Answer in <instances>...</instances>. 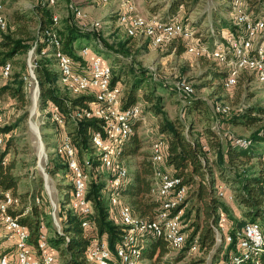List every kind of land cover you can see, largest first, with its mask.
Wrapping results in <instances>:
<instances>
[{
	"label": "trees",
	"instance_id": "obj_1",
	"mask_svg": "<svg viewBox=\"0 0 264 264\" xmlns=\"http://www.w3.org/2000/svg\"><path fill=\"white\" fill-rule=\"evenodd\" d=\"M68 1V0H66ZM198 0H169L167 7L162 13L160 18L162 21H167L176 14L179 7H183L185 13L191 11V7L197 3ZM246 11L251 14L255 19L264 20V0H245ZM166 6V5H165ZM158 8H154L151 11H156ZM39 16V34L52 27L51 14L48 10L41 7V2L37 0L35 7ZM222 12H230L231 8L224 4L222 8L214 9V18L211 19L210 26L207 27V33L195 32L194 37L200 39L201 44L206 45L208 50H212L216 42L221 40L220 32L225 30V33L233 35L240 34L239 27L235 25L234 14L228 19L221 16ZM37 15V14H36ZM186 15V14H185ZM184 15V16H185ZM14 22L18 23L21 16L13 14ZM182 21V20H181ZM192 24V29L198 25V19L188 20ZM183 17V24L188 22ZM188 24V23H187ZM63 28L58 29V39H60V46L62 53L69 56L79 72L85 69L86 61L79 56L77 50L78 45H92L94 50L98 53H106L112 55V51L108 46H104L97 40V37L87 30L76 27L73 24L65 22ZM17 34L18 38H13L7 34L9 26L7 22L6 30L0 36V67L7 61L13 59L17 54H22L30 48L29 38L23 31L19 30ZM238 30V32H237ZM230 31V32H229ZM128 43L130 42L129 37ZM135 38V37H134ZM37 41L35 53L38 55L40 50L47 46L43 42V36ZM75 42L78 45L75 46ZM178 53L185 52V48L181 41ZM168 44V45H171ZM166 45V46H168ZM181 45V46H180ZM32 46V45H31ZM42 48V49H41ZM49 52V49L46 51ZM139 53V52H135ZM200 72H199V84L195 85L196 88L209 89L211 94L222 97L226 92L241 87L245 89L249 87L252 80L255 79L252 73L244 70L236 79V84L230 90H226L224 86V80L228 74L222 64L208 57L201 56ZM47 57H39L34 61L35 68L33 70L34 76L39 86V101L41 106L46 102L54 104L59 115L63 118L64 125L62 127H68V124L73 126V133L67 136L71 139V143L76 151L77 159L80 160V156L83 152H90L89 139L94 132H102L101 121L95 118L78 119L75 122L70 120L69 114L76 109L85 108L89 103H94L95 98L93 95L84 94L77 97H66L58 92L55 88L57 83L58 74L57 70L51 69L54 66L51 59ZM50 61V62H49ZM112 70V85L118 81H124L123 78L128 77L124 85V93L121 97V107L123 109L134 105L139 100H143L147 105L141 112V117H144V113H150L154 115L156 119V129L158 132L159 140L165 142V162L161 165L162 169L172 173L174 177L180 179L181 185L187 188V196L182 207L184 213L182 216L183 231L187 234V240L185 247L177 252L179 254L178 261L185 256L186 250L193 238L197 237L198 248L197 251L182 264H206L207 256H210L211 250L214 246V232L213 226H216L219 217L225 215L227 218V225L230 227V222L233 220L228 213V204L222 200L216 198L214 194V186L216 181L219 180L225 184L233 195V203L242 211V221H237L235 228L241 227L244 223H254L260 221L263 226L264 232V176L263 171L259 170L252 161L259 158L262 154L259 149L264 144V110L258 108V106L242 105L233 114L229 112L226 121L223 123L228 128L241 127L251 128L256 127L247 137H240L230 133L225 142L224 150L221 149V136L215 130L211 123H208V118L204 115L203 111L199 109V105L203 106L204 101L198 95L194 94V87L188 82L193 93L185 94L179 91L176 86L170 85L168 82L161 81V79H155L147 77L145 71L131 70L129 75L125 67L118 61H113ZM82 70V71H81ZM26 74V68H25ZM25 74L11 73L9 75V81L0 86V96L6 94L12 99H16L18 102L25 103L24 82L22 77ZM253 78V79H252ZM122 79V80H121ZM151 80V84H147V81ZM201 81H208L207 84ZM146 82V84H144ZM240 89V88H239ZM161 92H171L172 94H182L183 99L186 102V106L181 104V109L184 115L190 119H195L194 124L185 123L182 121L181 116L177 115L173 118H168L163 112L164 108L161 106L163 100L161 96H158ZM236 92V91H235ZM234 92V93H235ZM253 94V93H251ZM237 96V92H236ZM251 96V95H250ZM226 97V96H225ZM153 101L156 104L153 106ZM176 101V100H175ZM138 121L134 125V130L140 125ZM219 124L221 121L218 122ZM218 124V126H219ZM194 125V126H193ZM56 129L59 127L53 124ZM62 127L60 128L62 131ZM220 129V128H219ZM10 130V127H4L0 129V133H6ZM59 135V134H58ZM139 136L137 133L132 132L127 137L123 150L120 153V157L125 164V157L128 159L140 158L135 162V169L128 172L129 178L121 185L118 192L125 198L126 203L129 204L134 214L139 217L151 218L159 206V202L154 200L150 195L151 178L153 173V165L148 159V153L139 152L141 144L137 139ZM244 139L245 144L240 145L235 141L237 139ZM199 139L204 140V144L199 145ZM9 139L5 142L4 147L0 151V200L3 197L4 192H11V194L17 197L20 201L21 207L14 212V215H18L19 222L24 225L30 234V242L33 245L37 244L40 233H44L46 236V243L49 248L58 257L62 258L61 264H87L85 260V254L87 248L91 245L92 238L94 236L102 237L106 240L110 251H114L117 243L123 235L122 226L110 219L111 209L107 203L106 197L109 192L106 186V181L109 179V174L106 172L98 171L91 173V178L87 186L86 199L91 202L93 212L88 217L92 229H86L81 227V221L83 216L78 212H73L68 209L67 212H61V218L59 222L60 233H56L54 227L53 232L46 233V226L44 227V218H46L44 207H49V201L45 203L40 201V204H35L34 199L39 197L38 193H33L28 197L31 199L30 204L23 205L21 197L25 198L28 194H17L18 178L11 172L13 165L8 163V159L5 164L2 161L7 158V150L9 148ZM57 142V139H56ZM56 145V144H55ZM205 145L206 149L202 150L201 146ZM206 155L215 156L210 158L208 162ZM56 160L50 163L49 171L57 173V171L65 172V165L63 159L57 156ZM92 160L93 169L98 164L96 161V155L92 152L88 155ZM263 156V155H262ZM262 156H261V169H262ZM131 167V165L129 166ZM67 188L71 190V184H68ZM70 192V191H69ZM69 197V196H68ZM41 199V198H40ZM69 202V199H68ZM66 203V206L68 204ZM65 203V202H64ZM27 211L25 212V210ZM63 214V215H62ZM47 224V227L51 229V222ZM43 225V230H40V226ZM53 226V225H52ZM234 229V228H233ZM231 235L233 231L231 230ZM264 235V233H263ZM141 248V257L152 258L156 252L157 255L162 256L167 250L166 243L159 238H155L148 235L143 242ZM223 251L221 253L220 261H227L231 254L237 251L236 241L232 239L229 244L222 245ZM217 252L220 249L217 248ZM210 260L212 261L211 257ZM260 264H264V254L261 256Z\"/></svg>",
	"mask_w": 264,
	"mask_h": 264
},
{
	"label": "rangeland",
	"instance_id": "obj_2",
	"mask_svg": "<svg viewBox=\"0 0 264 264\" xmlns=\"http://www.w3.org/2000/svg\"><path fill=\"white\" fill-rule=\"evenodd\" d=\"M39 1L41 2V7L50 12L51 17L55 16L57 18V21L53 23L54 34H56L55 36H58L57 27L63 28L62 24L68 21V23L73 24L78 28L92 32L97 37L99 43H101L105 47L108 46L109 48H111L110 50L113 52L112 56L115 57V61L120 62V64L125 67L128 75L131 70L138 69L140 71L144 70L146 76L150 77V79H161V81L168 82L172 86H177V84L180 82H188L191 86L194 87V94H198L203 99L204 104L203 106L199 105V109L202 110L204 115L208 118L207 122L211 123V126H213L221 136V140L224 144L226 142L227 136L230 133L240 137H247L256 128L254 126L251 128H247V130L241 127L232 129L222 127L223 129H221V127L218 126V122L226 121L227 117H229L230 115L225 117L215 113V108L217 105L226 106L231 114L242 107V105L258 106V108L264 110V88L262 87L264 86V84L257 81L255 75L251 71L248 72L252 73L255 79L252 78L253 80L249 87H246L245 89L239 87L240 89H233L229 92H226L224 96L217 97L214 94H211L209 89H204L203 87L201 89H198L195 87V85H198L200 83L198 78L201 59L199 57H208L207 54L193 55L186 52H182L180 55L175 53L170 54L166 46L150 45L149 40L142 36L132 38L128 43V39L125 35V27L118 21L119 16L126 13L128 8L127 6H132L135 10L134 12L141 16L143 15V17L149 18L147 17L148 15H145V13L150 7L151 10L157 7L163 8L169 0H107L106 3H101L97 0H89L90 2L86 1L87 5H78V3H76V0H56V3L53 6L49 7L47 6L46 0ZM0 3L3 6L2 14L8 22L9 26V31H7V34L11 35L13 38H18L20 37V35H18L17 32L18 28H20L19 30L23 31L28 36V41L30 44V48L26 52L17 54L13 57L12 60H10L9 63L12 64L10 74L20 72L21 74H25V68L27 74L29 70L28 63L31 64L32 61H36V59L38 60L39 57H45L40 54L36 55L34 50L32 51V54L29 53L32 50L33 45H37V43H35L37 42L36 40H38L39 38L41 39V36H43V41L45 40L44 35L39 34L38 21L40 15L35 10L37 0H0ZM224 4L228 5L229 8H231L226 0H198L197 3L191 7V11L185 13L183 11V8L179 7V10L176 14H178V17L182 20V22L183 17L186 18L187 21L195 19H198V23L202 21L205 24L203 25L205 26L204 28H206L203 32L204 34L207 33L208 24L211 22V19L214 18V9L222 8ZM242 4L244 5L243 11L250 14L246 11L245 0H242ZM85 6H87L88 8H84L85 10L83 11L82 8ZM114 6L120 9L113 13ZM74 10L79 11L80 16H75ZM231 11L235 15L234 9L231 8ZM163 12L164 10L160 13V17H162ZM232 13L226 12L223 17L228 19L230 16H233ZM13 14L21 16L18 23L14 22ZM74 17H79L80 19H75ZM108 20H113L111 23L115 21L113 23V28L109 27L112 25L107 24V22H109ZM95 22H98L99 26L95 27L94 29L92 24ZM187 23V25H190L192 27V24L189 23V21ZM195 32L196 30L192 29L193 35ZM224 35L225 32L221 31L220 38L223 39ZM261 39H264V35L261 36ZM258 40L259 36L252 39V44L254 47H259ZM221 41L224 42V40H220L216 43H220ZM45 43L46 42L44 41V44ZM179 44L180 42H176L175 46L179 48ZM198 44L206 48L208 52L210 51L208 50L206 45L201 44L200 39ZM89 46L90 48L82 47V49L87 48L88 50L91 49L93 51L94 47L92 45ZM215 47L216 45H214L213 48ZM137 50L140 52L135 53V51ZM89 53L90 50L88 51V54ZM98 55L103 59H107L103 54L99 53ZM99 56H93L92 58L97 57L102 61ZM107 60L110 61L109 59ZM220 64H222L223 67L226 68V70L229 69V67L227 68V64ZM51 69L54 71L55 66H51ZM241 72L242 71L237 72V77ZM125 78L127 79L128 77L126 76ZM125 78H123L124 81H119V84L121 85L115 83L122 88V96L124 93V83L126 81ZM8 81L9 77L6 79L0 78V86H3ZM203 82L207 84L208 81H201V83ZM151 83V80L147 81L148 85ZM27 84L29 85V79L24 83V104L18 102L16 99H12L6 94L0 96V129L4 127H10V130L8 132L6 131V133L0 134H5V136H2L1 138H7L6 140H10L6 159H8L9 164L13 165V169L11 170V172L18 178V187L16 193L21 195L28 194L25 198L21 197L23 200V205L25 206L30 204L31 199H29L28 197L32 196L33 193H38L36 195L40 196L43 203H45L48 199V196L44 189V180L39 169L40 166L45 170V173L47 174L46 185L48 187L49 197L51 198L55 206L54 217L59 224L61 212L65 213L69 209L66 206V203L69 199L68 196L70 189L67 188V186H69V183L64 178L65 172H61L60 170L57 171V173L54 172L55 170H53L52 172L48 171L49 167L51 166L50 163L56 160V157L53 153L56 139L60 137L62 138L63 133H65V135L67 133L71 136L74 127L68 124L67 128L62 127V131L60 129L61 127L56 129L55 126H53L54 123L51 122L47 117L48 114H42V110H45L47 104L50 103L46 102L43 106H41L38 98L39 86L36 78L35 81H32V90L29 89V87H26ZM144 84H146V82H144ZM55 88L62 95H65L68 98H74L73 94L63 85H60L59 82L55 84ZM34 90H36V92L33 96ZM235 91L237 92V96ZM158 96H161V100H163L161 106H163L164 108L163 113L168 118H173L174 116L179 115L181 116L182 121L186 124L190 123L191 121L193 122L191 123L194 124L195 119H190L189 117H187V115H184L185 113L180 111L181 104L184 105V107L186 106V102L183 99L182 94L174 95L171 92L165 93L160 91ZM138 102H140V104L142 105V110L144 111L145 105H147V103H145L143 100H139ZM155 104L156 102L153 101V106ZM143 116L145 117L146 122L145 127L138 131L139 138H137L141 144V149L139 151L141 153L148 152V147L152 143V141L150 142L149 139L155 140L156 138H158V132L156 129L157 118L150 113H144ZM32 126L36 128V131L31 128ZM39 148H41V152H39ZM89 148L90 152H83L80 156V160L93 152L91 146H89ZM259 151L262 155L264 154V144L259 149ZM261 156L252 161L254 164H256V167L260 171L262 170ZM124 159L126 167L128 169L129 166L135 162L134 158L127 159L125 157ZM128 171L132 172L133 170L129 169ZM232 203L228 204V213L230 217L233 218V220L230 222V228L233 229L235 228L236 222L242 221L243 217L242 211L234 203ZM43 211L46 215V218H44L43 221L44 227L46 226L45 230L47 229L46 233H50V231L52 233L53 222L51 221V229L47 227L49 220H52L50 215V205L49 207L45 206ZM256 223L263 231L261 222L257 221ZM222 245L223 242L214 244L210 256H207L206 264L219 263L221 253L223 251V249H221ZM4 247L13 249V244L10 241L0 243V254L3 252H9V249H4V251H1ZM217 248L220 249L219 253L217 252ZM178 257L179 254L177 252H173L167 249L162 256L157 255L155 252L151 259H149L148 257H143V263L182 264L189 259L188 257H182L179 262ZM210 257L212 261L210 260ZM58 259L60 260V262H62V258L60 256L58 257Z\"/></svg>",
	"mask_w": 264,
	"mask_h": 264
},
{
	"label": "built area",
	"instance_id": "obj_3",
	"mask_svg": "<svg viewBox=\"0 0 264 264\" xmlns=\"http://www.w3.org/2000/svg\"><path fill=\"white\" fill-rule=\"evenodd\" d=\"M243 7L242 2L241 4H235L234 12H241L242 20H247L250 17L243 16ZM74 18L80 19L79 17ZM148 21L149 32L153 33L154 25L157 24H153L150 20ZM1 23H7V21ZM92 26L95 29L94 23ZM50 29L54 30L53 22ZM173 34H180L181 42L182 40H190L187 39V34L175 33L174 31ZM221 40H226L227 43H237L239 41V34H226ZM56 41L60 42V39H56ZM151 43H155V40H152ZM258 46L264 49V39H261V35H259ZM193 49H195L194 45ZM33 50L34 45L29 53L32 54ZM78 54L84 59L88 56L84 52H78ZM28 66L29 89L32 90L33 77H30V69H34V61ZM228 67H233V65L227 64ZM247 67H254L258 74L259 69L264 68V66L258 65L257 63L247 64ZM103 69L105 68L100 66L96 60H90L89 67L84 69L83 72L88 76L92 75L93 72L103 74ZM64 70H66L67 76H71L67 72V68H64ZM0 73L4 75L5 69H0ZM85 83L87 85V82ZM88 86L93 89H102L104 91V99L113 100V109L107 110L105 121L107 119H114L115 116H120L115 115V107L119 106L120 103H115V98L110 94V86H104L101 82L99 85ZM178 89L181 90L180 87ZM181 91L184 92V90ZM49 109L52 110V106ZM90 113H92L91 105ZM131 113H133V109H131ZM6 139L0 138V151L5 145ZM126 140L127 138H124V136L123 138H109V129L108 133L103 134L102 137L90 138L89 143L96 155L95 162L98 164L94 169L89 156L84 157L82 163L78 161L70 138H57L56 145L53 149L55 155L62 157L63 164L65 165L64 178L71 184L67 207L70 211L78 212L83 216V220L81 221L82 228L92 229L88 217L92 214L93 208L91 202L86 199L87 186L91 178V173L101 171L109 174V179L106 181V186L109 190L106 200L112 210L110 219L122 226L123 235L113 252L109 250L104 238L94 236L91 245L86 250L85 260L87 264H144V259L141 257V248L143 247L144 239L148 235L162 239L166 243L167 248L173 252H179L185 247L187 234L183 231L182 216L184 208L182 205L187 196V188L181 185L180 179L174 177L172 173L161 167L165 162V142L155 139L150 145L149 160L153 165L150 195L154 200L159 202V206L151 218H146L134 214L129 204L126 203L125 198L118 192L121 185L129 178L128 168L124 165L120 157ZM235 142L240 145L246 143L242 138L237 139ZM201 149L205 150V145H202ZM6 160L5 158L2 161L3 165ZM39 169L42 178L45 177L47 179L45 170H42L40 166ZM262 171L264 176V154L262 156ZM214 194L216 198L226 203L233 202L232 192L223 183H216L214 186ZM47 196L51 207L50 215L53 227L56 233L59 234L60 226L54 217L55 206L49 197V193ZM40 201L41 199L39 197L34 199L35 204H40ZM20 207V201L17 197L13 196L9 191L4 192L0 200V243L6 241L12 242L13 253L12 255L1 254L0 264H61L58 256L52 252L46 243L44 233L39 234L36 245L30 242L28 229L19 222L18 215L11 213ZM212 228L215 243L223 242L226 245L231 243L232 239H235L237 246V251L231 254L227 261H221L218 264H260L261 256L264 254V235L256 222H247L239 228L232 229L227 225L226 216L221 215L216 226ZM40 230H43V225L40 226ZM231 230L233 231L232 235L230 233ZM197 248L198 240L195 237L186 250L184 258H190L197 251Z\"/></svg>",
	"mask_w": 264,
	"mask_h": 264
},
{
	"label": "bare ground",
	"instance_id": "obj_4",
	"mask_svg": "<svg viewBox=\"0 0 264 264\" xmlns=\"http://www.w3.org/2000/svg\"><path fill=\"white\" fill-rule=\"evenodd\" d=\"M46 1L48 7L53 6L56 3V0ZM97 1L101 3L107 2V0ZM226 2L232 9H234L235 4H241L242 0H226ZM127 7L128 8L126 13L122 14L118 18L119 23L124 25L125 27V35L127 37L137 38L138 36H142L149 40L151 45L166 46L168 44H171V42L173 41H180V34H173V31L175 33L187 34V39H190L191 41L182 40L186 53L193 55L207 54L210 59H213L217 62L233 65V67H229L228 74L224 80V86L226 90H229L234 86V84H236L237 72L244 70L251 71L255 75L257 81L264 84V68H260L258 74L254 67H247V64L252 63H257L258 65L264 66L263 49H261L260 47H254L252 44L253 38L258 37L259 35H264L263 19H254L250 14L243 11V16H249L250 18H247V20H242V13L235 12V25H237L240 30L239 41H237V43H227L226 40H224V42L221 41L220 43H216V47L212 48V50L208 52L206 48L198 44L199 39L195 38L192 34V27L190 25L183 24L178 15L173 16L167 21H162L160 18L156 17H143L134 12L135 10L132 6L128 5ZM2 9L3 6L0 3V22H6V19L2 14ZM74 12L75 16H80L79 11L74 10ZM51 20L53 23H55L57 21V18L55 16H52ZM148 20H150L153 24H157L154 25L153 33L149 32ZM94 24L95 27L99 26L98 22H95ZM6 26L7 23L0 24V36L6 30ZM226 34L230 33H225V35ZM43 35L45 37L44 41L46 42L45 45L47 46V49L42 47L43 49L41 48L42 50L39 51V54L52 60L58 74L57 82L67 88L74 97L84 94H90L95 98L94 103H89L85 108L76 109L74 112H71L69 114L70 120L75 122L78 119L95 118L101 121L102 132H94L91 138L102 137L103 134L108 133V129L109 138H123V136L124 138H127L129 135H131L132 132H134V125L138 121H142V105L140 104V102H136L134 105L128 108L123 109L121 107L122 88L116 84L112 85L110 65L105 64L99 58L94 57L91 60H96L100 66L105 68L103 69V74H101L100 72H93L92 75L88 76L82 70V72H79L80 70H77L76 64H74L72 59L66 54L62 53L60 42L56 41L58 37L55 36L56 34H54V30H47L43 33ZM152 40H155V43H151ZM193 45L195 46V49H193ZM36 46L37 45L34 46V51ZM48 49L50 53L46 52ZM221 50L223 51L219 52ZM80 51L88 55L89 50L87 48H81ZM31 64L28 63V65ZM11 65L12 64L7 61L0 67V69H5L4 75L0 73V78L6 79L9 77L11 72ZM64 68H67V72H69L71 76H67L66 70H64ZM30 77H33L32 81H35L33 69H30ZM28 79L29 77L27 74L22 77L24 83L27 82ZM85 82H87V85ZM100 82L103 83L104 86H110V94L115 98V103H120L119 106L115 107V115L120 116H115L114 119H107V121H105L107 110L113 109V100L104 99V91L102 89H93L88 86L99 85ZM26 87H29V85L27 84ZM176 87H180L181 90H184L185 93H193L191 86L185 82L178 83ZM35 92L36 90L33 91V96L35 95ZM47 103L50 104H47L45 110H42V114H48L47 117L51 122H53L58 127H62L64 125V122L63 118L58 113L57 107L51 102ZM90 105L92 113H90ZM50 106H52V110L49 109ZM131 109H133V113H131ZM215 111V113L220 116H225V114L229 113V109L223 105H217ZM31 128L36 131V128L34 126H32ZM2 136H5V134H0V138ZM62 138L69 137L67 136V134L65 135V133H63ZM39 152H41V148H39Z\"/></svg>",
	"mask_w": 264,
	"mask_h": 264
},
{
	"label": "crops",
	"instance_id": "obj_5",
	"mask_svg": "<svg viewBox=\"0 0 264 264\" xmlns=\"http://www.w3.org/2000/svg\"><path fill=\"white\" fill-rule=\"evenodd\" d=\"M86 1H88V2H90L89 0H76V3H78V5H87V2ZM166 7H167V4H166V6H164L163 8H158L156 11H151V7L146 11V13H145V15H148L147 17H151V16H156V17H158V18H161L160 17V13L163 11V10H165L166 9ZM87 9L88 7L87 6H85V7H83L82 8V10L84 11L85 9ZM114 8V11H113V13L114 12H116V11H118L119 9L116 7V6H114L113 7ZM183 8V7H182ZM123 9V8H122ZM226 12H222V13H220L221 14V16H224V14H225ZM143 16V15H142ZM109 21V20H108ZM113 21V20H112ZM112 21H109V22H107V24L108 25H112V26H109V27H112L113 28V23L115 22H113V23H111ZM203 25H205L202 21L200 22V23H198V25L194 28V30H196V32H202V30L204 29V27L205 26H203ZM208 26H210V23L208 24ZM202 27H203V29H202ZM193 28V27H192ZM223 32H225V30H222ZM175 44H176V42H174V43H172L171 45H168V46H166V48H168V51L170 52V54H173V53H175V54H181V53H178L177 52V46H175ZM78 45V42H75V46H77ZM151 45V44H150ZM82 47H88V48H90V46L89 45H85V44H80V45H78V50H77V52H79V50L82 48ZM160 48H162V47H160ZM90 50V53L88 54V56H86V59H85V61H86V65H85V69H87L88 67H89V61L91 60V58L93 57V56H99L98 54V52H96L94 49H93V51L95 52H93L91 49H89ZM135 52H140V51H135ZM183 53H185V52H183ZM100 54H103L104 56H105V58H107V59H109L110 61H108L107 59H103V58H101L100 56V58L102 59V61L103 62H105L106 64H108V65H110L111 67H112V70L115 68V67H113V61L115 60V57H113L112 55H109V54H106V53H100ZM114 55V54H113ZM122 80V79H121ZM255 82V81H254ZM257 83V82H256ZM116 84H119V81L116 83ZM119 85H121V84H119ZM259 85V84H258ZM262 86V85H261ZM263 88H264V86H262ZM141 124L139 125V126H137L136 127V129L134 130L135 131V133H137V135H138V131L139 130H141L143 127H145V117H143V118H141ZM219 126L221 127V129H223V128H227V129H230V128H228L227 127V125L226 124H224L223 122H221L220 124H219ZM223 127V128H222ZM150 140V142L151 141H153V139H149ZM201 144H204V140L203 139H199V145H201ZM224 146H225V144L222 142V140H221V149H223L224 150ZM148 159H149V154H150V146L148 147ZM206 158H207V160H208V162H210V158H215V156L213 155V156H211V157H209V155H206ZM140 160V158H135V162H137V161H139ZM135 162L131 165V167H129V169H132V170H134L135 169ZM128 169V170H129ZM129 175H130V172H129ZM216 183H221L219 180H217L216 181ZM227 204H231V203H227ZM233 204V203H232ZM4 249H9L8 251L9 252H6V253H1V254H6V255H12V253H13V249H11V248H7V247H4L1 251H4ZM11 249V250H10ZM0 254V255H1Z\"/></svg>",
	"mask_w": 264,
	"mask_h": 264
},
{
	"label": "water",
	"instance_id": "obj_6",
	"mask_svg": "<svg viewBox=\"0 0 264 264\" xmlns=\"http://www.w3.org/2000/svg\"><path fill=\"white\" fill-rule=\"evenodd\" d=\"M42 170H43V169H42ZM43 180H44V189H45L46 193L48 194V187H47V185H46V178L43 177Z\"/></svg>",
	"mask_w": 264,
	"mask_h": 264
}]
</instances>
